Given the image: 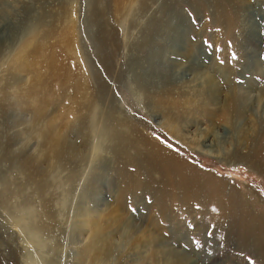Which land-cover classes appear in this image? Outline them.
<instances>
[{
  "label": "rangeland",
  "instance_id": "374dc122",
  "mask_svg": "<svg viewBox=\"0 0 264 264\" xmlns=\"http://www.w3.org/2000/svg\"><path fill=\"white\" fill-rule=\"evenodd\" d=\"M1 20L13 37L0 43V264H156L141 242L130 246L118 231L101 261L82 257L89 235L80 230L79 212L119 203L134 225L154 224L149 229L158 235L154 249L162 261L178 256L189 258L184 264H264V242L239 239L233 221L240 214L251 217L253 233L262 224L264 235V111L255 102V89L264 88V0H0ZM28 36L34 43L29 66L42 82L38 95L56 98L49 110L64 123L73 117L69 99L60 103L63 88L73 90L64 72L87 79L81 89L92 108L81 109L84 120L68 130L81 155L44 159L33 109L17 94L29 77L13 70ZM209 76L223 93L208 103V115L197 108L188 118L185 132L212 130L204 143H190L171 133L153 97L196 101V89ZM235 87L240 116H229L223 97ZM117 129L122 138L114 135ZM106 132L113 144L105 142ZM130 135L173 153L210 190L192 185L186 195L157 183L160 175L147 173L143 155L127 144ZM136 161L139 168L129 164ZM123 172L149 185L128 190ZM208 179L222 191H214ZM169 191H180L179 197Z\"/></svg>",
  "mask_w": 264,
  "mask_h": 264
},
{
  "label": "bare ground",
  "instance_id": "6f19581e",
  "mask_svg": "<svg viewBox=\"0 0 264 264\" xmlns=\"http://www.w3.org/2000/svg\"><path fill=\"white\" fill-rule=\"evenodd\" d=\"M6 36L7 37L12 36L13 37V34L11 33V28L9 29V27L6 25L5 21L1 20L0 21V43H2V44L4 43V41L6 40L5 39ZM10 39H11V37H10ZM31 41H32V38L29 39V36L26 38V40L24 38H22L23 44H22V46H20L21 48L16 52L15 57L13 58V60H14L13 61L14 62L13 70L18 75L22 73V75L25 74L26 76L28 75V77H29L27 80H25L27 82V84H26V82H22V84L23 83L26 84V88H24L23 91H20L21 93H17V94H20L19 96L22 98L20 100H25L24 102L28 101L30 103V105L29 104L26 105L27 107H32V109H33V111H32L33 115H34L33 118H34V121L36 120L35 121L36 125H37L36 130H38L37 135L39 134L41 141H42V144H43V146H45V150H44L45 152H42V153H44V159L48 160L47 161V163H48L49 159H51V160L53 159V160L57 161V160L63 159V157L67 153L72 152L75 155L76 153L81 151L80 146L78 148V145H77V148H76L75 145L71 144L72 142L70 143L71 140L68 138V136H69L68 132H70V131H68V130H70V127H72L74 125H80L81 124V122L85 118V115L81 114L80 110L82 109V111H83V109H88L87 111H89L90 110L89 108L91 107L92 99L89 97V95L88 96L86 95V93L88 92L86 89L85 90L87 92L85 94L83 92L85 90L81 89L84 87L83 85H86L85 80L87 81V79L85 77H83L80 73H79L80 75L73 76V75H71L72 73L64 72V75H65L67 80L68 79L73 80V90H70L68 92L67 91L68 86H65L63 88V90H64L63 96H60V99H61L60 103L63 100H65V98L69 99V101L71 102V106L69 107V109L67 111L73 117L70 116V119L68 121L66 120L64 123L63 118H61L57 114L55 115L53 112H51L49 110V104L50 103H57V101H56V98H51L50 96L46 95L45 92H43L44 93L43 95H41V94H40V96L38 95V92H39L38 88H39V86L42 85V82H41L39 76H37L34 73L35 70L31 66H29L30 62H29V57H28L27 52H30L34 49V43H31ZM7 43H9V41ZM7 46H8V44H7ZM54 71L57 72L56 70H54ZM58 72H59V70H58ZM74 75H75V73H74ZM18 81H20V78ZM60 85H63L62 80H60ZM232 90L233 91L230 90V92L225 93V95L223 97V100L227 101L226 113L229 116H231V113H235L236 116H238V115L240 116V113L236 109V103L238 102V95L236 93L238 91H237L236 87L233 88ZM252 90H253V88L251 87V89L249 91L251 92ZM255 90H256V92H260V95L257 93L259 96L257 95L255 102L257 103L258 107L264 111V106L260 105V103L262 101L264 102V94H263L264 88L263 87L257 88ZM196 91H197V93H196L197 100L196 101H197L198 107H196V105H195L196 101L190 100V97H188L186 95L183 96L184 100H182V101L178 100V98L177 99H175V98L169 99V100H167V99H156L155 100L153 97L154 107H157L166 113V116L164 117L165 118L164 122L167 125V127L169 128V130L171 131V133L177 137L179 136V137L185 139L186 141H188L190 143H194V144L198 143L199 140L201 143L202 142L204 143L205 141H203V140L206 139V137L210 134V132L212 130H211V128H201V129L195 130L193 133H192V131L191 132H185L183 128H184L185 124L190 121V119H188V118L190 116H192L191 114L197 108H198V110L200 109V111L202 110V112H205L207 114L206 108H207L208 103H210L212 101L218 102L219 100L217 101V97L218 96L221 97L222 93H223L222 90L218 88V85L215 82L214 78H212L211 76H209L207 78L206 86L203 88L202 87L197 88ZM165 94H167V93H165ZM169 95L170 94H167V98L169 97ZM249 95H250V93L247 91L245 94V97H246L245 99H248ZM16 96H18V95H16ZM165 97H166V95H165ZM53 99H54V101H53ZM244 101H246V100H244ZM15 102H16V100H15ZM94 102L96 104H98L96 102V99ZM22 104L18 103L17 105L18 106L22 105L21 107H23L24 103H22ZM92 106H94V105H92ZM231 106H233V108ZM24 108H26V107H24ZM230 108H232V109H230ZM93 113H95V111ZM96 115H98V112L96 113ZM193 115H194V113H193ZM209 117H212V116H208V119H209ZM93 118H95V117H93ZM89 120L90 119H88V121ZM91 121H92V119H91ZM91 121H89V123ZM209 121H211V120H209ZM118 122L121 124L120 121H118ZM94 123L96 124V122H94ZM94 123H93V125H95ZM119 123H117V124L119 126H122ZM74 127H76V126H74ZM96 127L97 126H94L92 128H96ZM128 128H130V127H128ZM128 130H130V129H128ZM244 130L247 131L246 129H244ZM244 130L242 132H240V133H242V135H244V133H245ZM86 131H87V129H86ZM88 131H89V129H88ZM123 133L124 132H121V131L119 132V130L117 129V130H115L114 135L119 136V138H122ZM126 133L127 132H125V134ZM129 133H132V131H129ZM103 135H105V134L103 133ZM107 135H108V133H107ZM107 135H105L104 137L106 138ZM191 135H193V136H191ZM96 136H98V134H96ZM130 136H132V137L127 138V144H129V145L133 144V147L135 145V147L137 149L136 152L138 153V155L140 156V153L143 155V161L147 162L146 170H145V171H147V173L150 174V172H156L160 175V179L157 181V183L161 182L164 185L169 186L172 189L173 188L180 189L181 192L178 191V193L179 192H180V194H182V192L184 194L187 193L186 195L189 194V191H187V190L192 185L197 187V186H200V184H201V186H204V182H206V180L202 181L198 177H195L196 175H194V174H193L194 176L192 174L190 175L189 174L190 171L189 172L186 171L187 169L183 166L182 162L173 153L168 151V154H167L165 151L154 150L153 148H151L149 146L150 143L146 142V139L140 138V137L138 138L137 136H134V135H130ZM135 137L137 138V140H141V143L144 146V149H141L142 147L140 145L139 146L141 148L138 145L136 146L135 143H137L138 141L134 140V139H136ZM107 138L109 139V135ZM100 139H101V136H100ZM102 139L104 142L105 139L103 137H102ZM96 140H97V138H96ZM216 140H217V142H219L221 139H216ZM115 141H116V139H115ZM83 142H85V141H83ZM89 142H90V140H89ZM105 142H111V140L109 139V141H105ZM112 142H111V144H113ZM83 144H85V143H83ZM91 144H93L94 146H97V144H94V143H91ZM210 145L209 144L208 145L201 144L202 147H207ZM85 147H87V146H85ZM90 147H92V145ZM98 147L99 146H97V149H95V147H94V150H96L97 152L99 150ZM85 150L86 149H84V151ZM138 151H140V153ZM89 152H90V150H89ZM93 152L94 151H92L91 154L93 156H97L96 155L97 153L96 152L93 153ZM84 153H88V152L86 151ZM81 154H83V153L82 152L78 153V155H81ZM91 154H90V157H91ZM88 155H89V153H88ZM99 155H100V151H99ZM77 159H78V156H77ZM129 160L135 161L133 158H129ZM50 163H52V162L50 161ZM138 163L139 162H137V161L134 163L129 162V164L134 165L135 167L139 168L140 166L138 165ZM49 164H47V165H49ZM60 164H62V163H60ZM50 166L52 167L51 164L49 165V168H50ZM52 168H50V169H52ZM49 171H51V170H49ZM135 171L137 173L139 172L137 170H135ZM186 172H188V174ZM31 173H33V172H31ZM195 174H196V172H195ZM31 175H33V174H31ZM125 176H127V174L125 172H123V177H125ZM35 178H37V176ZM128 179H129V182L125 186L126 189L128 188V190L130 189V186L133 190H135L134 188L137 187V189H136V191H137L140 186L149 185V183H143L142 184V182L140 181L139 178L136 177V175H130V177H128ZM42 180H44V179H42ZM211 180H213V179H210V180L208 179V181H210V183H211V188H213V190L216 192L218 190L222 191L223 187L222 188L218 187L216 185V182L214 180L212 182ZM206 183H208V182H206ZM208 184H205V185H208ZM169 187H168V189H170ZM209 187H210V185L206 186L205 188H207V190H210V189H208ZM176 189L173 191H176ZM198 189H196V190H198ZM200 190H201V188H200ZM136 191L135 192L133 191V192L136 193ZM173 191H169V192H171V195L174 197L175 196L179 197V194L176 192H173ZM191 192H192V190H191ZM195 192L196 191H194V193ZM206 192H208V191H206ZM167 193H168V191H166V190L162 191V195L167 194ZM202 193H204V192H202ZM203 195H205V193ZM207 195L209 196L210 194H207ZM184 198L187 199V197H184ZM220 200H221V198H220ZM222 201L224 204L225 201L223 199H222ZM160 204H161V206L162 205L164 206L163 203H160ZM227 204H231V203H229V201H228L226 203V205ZM119 205H120V203H119ZM119 205H118V207L110 206V207H107L106 209L99 210V211L94 209V210H90V211L89 210H81L79 212L78 216L80 219L78 218V220H80V225H79L81 227L80 230L85 231V233L87 235H89V236H87L88 237L87 242H86L84 248L82 249V257L84 254V258H86V259L90 257L91 261H101V259H103L105 257L108 250H110L109 247H111L110 245L112 244V242L113 243L116 242L114 235L118 231V232H120V236L122 237V239H124L123 241H125L126 244H130V246L134 245V247L139 248L140 246L138 243L141 242L142 246L145 247L146 252L147 251L149 252L147 255L145 254L147 256V258H149V259L151 258L152 262H156V264H184V263H187L190 261L189 258H187V257H178V256L174 257V258H176V260L174 258H165V260L162 261L163 258L160 255V251L158 249H154L155 242H157V240H159L157 238L158 235L154 234V232H152L149 229V228H151V226L153 227L154 224L149 223L146 225H141V224L134 225L132 223L131 219L129 218V216L126 215L125 212L122 210L123 206H119ZM166 208H167V206L165 207V209ZM239 213H240V211H239ZM243 216H244L243 214H240L239 216H237L233 219V221L235 222V226L237 227V233L236 234L238 237H240L239 239L245 241V239L249 238L250 240L253 239V241L256 240L257 242H259V241L264 242V235L262 233V231H263L262 224L260 223L261 225L259 228V233H253L252 229L253 230L255 229L254 228L255 225L253 226V224H252L253 220L252 221L250 220L251 217L248 220L245 216L244 217ZM229 219L230 218H227V219L225 218L224 220H221V219L220 220H221V222L224 221V223H226L225 220H229ZM231 219H230V221H232ZM257 222L255 224H257ZM224 223H222V224H224ZM80 230H78V231L80 232ZM120 240H121V238H120ZM262 245L263 244H261V246ZM91 250H96L94 252V256H90L89 253L91 252ZM169 252L172 253V251H169Z\"/></svg>",
  "mask_w": 264,
  "mask_h": 264
},
{
  "label": "snow or ice",
  "instance_id": "6c2138e0",
  "mask_svg": "<svg viewBox=\"0 0 264 264\" xmlns=\"http://www.w3.org/2000/svg\"><path fill=\"white\" fill-rule=\"evenodd\" d=\"M197 207H199L198 205H197ZM215 210V209H214ZM132 211L134 212L135 211V209H132ZM209 235H211V233H209Z\"/></svg>",
  "mask_w": 264,
  "mask_h": 264
}]
</instances>
